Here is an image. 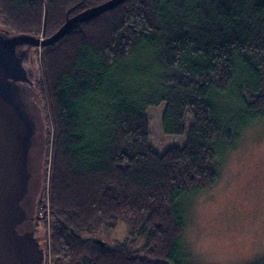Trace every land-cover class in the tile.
<instances>
[{
    "label": "trees",
    "instance_id": "16d2710c",
    "mask_svg": "<svg viewBox=\"0 0 264 264\" xmlns=\"http://www.w3.org/2000/svg\"><path fill=\"white\" fill-rule=\"evenodd\" d=\"M105 1L0 0L1 25L49 37L67 16ZM41 69L52 123L46 257L181 264L172 239L176 200L206 170L219 128L213 96L233 89L244 109L264 105V0H127L42 47ZM162 104L163 133L186 140L159 154L148 109ZM124 219L131 232L123 243L93 241ZM138 237L144 243L135 248Z\"/></svg>",
    "mask_w": 264,
    "mask_h": 264
},
{
    "label": "clouds",
    "instance_id": "9594fccd",
    "mask_svg": "<svg viewBox=\"0 0 264 264\" xmlns=\"http://www.w3.org/2000/svg\"><path fill=\"white\" fill-rule=\"evenodd\" d=\"M215 99L206 170L176 200L175 255L181 264H264V105L244 109L231 92Z\"/></svg>",
    "mask_w": 264,
    "mask_h": 264
},
{
    "label": "water",
    "instance_id": "95a60500",
    "mask_svg": "<svg viewBox=\"0 0 264 264\" xmlns=\"http://www.w3.org/2000/svg\"><path fill=\"white\" fill-rule=\"evenodd\" d=\"M126 1L107 0L67 16L45 38L12 33L0 25V264H45L47 259L36 221L46 187L48 135L32 50L55 44L82 23ZM93 241L104 246L101 240Z\"/></svg>",
    "mask_w": 264,
    "mask_h": 264
},
{
    "label": "rangeland",
    "instance_id": "374dc122",
    "mask_svg": "<svg viewBox=\"0 0 264 264\" xmlns=\"http://www.w3.org/2000/svg\"><path fill=\"white\" fill-rule=\"evenodd\" d=\"M0 25H1V20H0ZM2 27H3L2 28L3 30H7L9 32L13 33V31H14L13 29H11L8 26H2ZM39 36L41 38H45L43 35H39ZM41 48L42 47L33 48L32 58L34 60V63L32 65H33V68L36 69V71H37V77H38L37 78V96L39 98V103H40L41 108L43 110L45 120H46V124H47L46 126H47V135H48V139H47V152H48V146H49V142H50L49 136H50V130L52 127L51 126L52 123L51 122L49 123V119L47 118L48 117L46 114L47 110L44 107L46 105V103L44 104V102H45V101H43L44 97L40 91L41 89L39 86L40 83H42V82H40L42 79ZM134 79L136 80V82H138L142 78H135L134 77L132 79V81H134ZM229 92H231L232 96L235 97V92L233 89H231ZM244 96H245V99L249 100V98H247V95L245 94V92H244ZM216 97H217V95L213 96L212 102L214 104V107L218 109V104H217L216 99H215ZM238 101H239V104L242 106V103L240 102V100H238ZM246 103L249 104V101H247ZM242 107L244 108V106H242ZM164 108H165V104H162L161 106H159L157 108L148 109V116L150 118V125H149L150 143H151V147L159 154L164 153L165 150L170 148V147H182L185 143V140H186L185 136H170V135H165L163 133V131H162V116H163ZM187 124H189V121L187 122ZM48 163H46L45 172H44L45 183H46L45 191L43 192V194L39 200L38 206H37L38 207V210H37V220L38 221H36V225H37L38 229L41 232H43V241L46 245V249L50 250L53 227H52V215L50 213L49 194H48V192H49V190H48V179H47L48 173H49ZM130 232H131V225L128 223V221L126 219H124V220L120 221L118 223V225L112 230H107V229L100 230V232L97 233V237L101 241H104V242L123 243L127 238H129ZM143 243H144L143 238L141 239L138 237L137 241L133 244H134V247L137 248V247L142 246ZM48 252H49V255L47 254V262H48V264H52V258L50 255L51 252L47 251V253Z\"/></svg>",
    "mask_w": 264,
    "mask_h": 264
}]
</instances>
